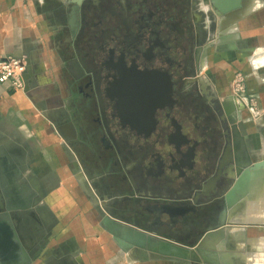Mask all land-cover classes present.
Returning a JSON list of instances; mask_svg holds the SVG:
<instances>
[{"label": "flooded vegetation", "instance_id": "1", "mask_svg": "<svg viewBox=\"0 0 264 264\" xmlns=\"http://www.w3.org/2000/svg\"><path fill=\"white\" fill-rule=\"evenodd\" d=\"M201 3L83 0L79 25H68L59 49L70 110L61 129L70 135L72 123L91 188L114 218L183 247L234 224L226 219L243 161L222 91L202 71ZM1 151L18 168L17 154ZM4 176L0 166V220L18 215L19 234L32 228L30 256L34 196L24 188L28 208H10Z\"/></svg>", "mask_w": 264, "mask_h": 264}, {"label": "crops", "instance_id": "2", "mask_svg": "<svg viewBox=\"0 0 264 264\" xmlns=\"http://www.w3.org/2000/svg\"><path fill=\"white\" fill-rule=\"evenodd\" d=\"M209 5L201 3L200 8L206 10ZM71 6V0H0V55L25 57L28 63L27 71L31 70L32 73L28 91L16 92L9 84H0V149L8 145L17 148L13 150V153L18 154L20 150L22 151L21 155L15 157L27 164L29 170L20 171L19 175L34 176L35 180L44 186L48 193L45 202L49 210L62 220L63 225L67 220L66 212L71 210V206L65 205L64 199H68L69 192L73 193V188L76 186V184L68 185L69 179L74 177L66 169L71 164H77L72 148V141L77 138L73 125L70 122L67 124L68 128H65L70 135L66 133V130L61 129L63 122L67 121L70 110L62 77L65 61L59 49L69 29ZM249 9L250 13L238 22L236 29H232V25L225 28L224 32L232 29L230 33L233 41L225 42L224 46H220L221 42L214 41L213 45L206 47L207 63L202 71L204 73L210 71L208 75L217 82L216 77L219 71L229 74V82L234 80L237 72L244 75L247 95L255 99L253 105L259 109L261 116V118L258 117L254 129L256 140H252L253 142L249 144L259 147V132L264 133V0L252 1ZM253 56L255 57L252 58ZM222 85L229 87V84L225 82ZM240 102L241 107H245V101L240 100ZM57 117L60 121L58 126ZM246 121H250V118ZM246 121L243 120L242 123L245 124ZM0 158L7 160L6 157ZM261 161H264V157L261 160L256 159L254 163ZM0 166L5 172L6 180H11L8 166L6 169L1 163ZM259 170L262 172L260 176ZM255 171V204L258 207L255 205V208H251L255 210V213L250 214L255 222H248L246 226L239 225L240 223L232 224L231 227H246L245 233L237 234L236 232H243V229H235L234 236L233 234L229 237L225 235L223 247L225 245L235 247L239 244L240 246L236 247L242 248H236V251L232 249V256H224L220 250L209 251L206 256L212 260L208 262L210 264H264V198H262L264 194H260L259 191V179H264V168H256ZM52 173L62 183L57 189L55 187L57 183L50 181L53 178ZM56 193L61 195L57 196ZM22 204L23 202L19 203L23 207ZM260 204L263 205L261 209ZM35 213L34 226L42 228L44 232L39 214ZM14 218L18 225L20 219L17 216ZM91 221L93 225H96L94 218ZM5 224L4 221L0 222V225ZM7 231L0 232V240L8 239ZM72 232L77 233L75 236L80 243L81 252L79 256H76L79 264H123L119 257L112 253L105 257L97 254L93 257L89 256L87 236L82 234L81 227H78L77 223L71 225V230L64 231L59 237L65 239ZM101 243L104 242L101 241ZM192 249L193 256L191 255L190 258L175 259L201 260L200 251L196 252L194 248ZM0 257L5 260L1 242ZM63 262L69 264L67 261Z\"/></svg>", "mask_w": 264, "mask_h": 264}, {"label": "rangeland", "instance_id": "3", "mask_svg": "<svg viewBox=\"0 0 264 264\" xmlns=\"http://www.w3.org/2000/svg\"><path fill=\"white\" fill-rule=\"evenodd\" d=\"M198 11L202 15L200 18V25L202 30V44L204 46V51L206 47L213 45L214 41L218 43L221 42L220 46H224L225 42L227 41H233L232 35L230 33L232 29L227 32H224L225 29L223 30V32L220 29V17L214 13L215 11L213 9V6L209 5V8L206 10L198 8ZM205 53L206 52H204L202 62L203 68L207 63ZM254 57L255 56H253L252 58ZM210 73L211 72L208 71V73L205 72L204 74H206L208 77H211L210 75H208ZM218 73L219 75H217L216 77L218 80V89L222 91L220 94L221 99L224 103L225 111L227 112L230 123L233 127L237 150L241 151L240 155L238 153V158L241 159L240 156H242L243 158V161H240L241 175L239 176L234 187V190H238L242 193H236L237 202L235 201V198L230 195V198L234 202V205L231 208V212L229 214L230 217H227L226 220L230 219V221H232L233 223H240V225L241 223H243L244 225L248 224V222H253V220H251L250 214L255 212V210L251 208H254L253 206H255V203L253 202H255L256 200V198H254L256 174L251 173L256 172V168H254V162L256 161V159L259 158V160H261L264 157V133L259 132V147H254L249 144L250 142L256 140V133L254 129L256 128V121L258 117L261 118V116L259 114V109L252 105L255 99L253 97H248L247 95L244 75L241 72H237L235 74L234 80L229 82L228 73H225L223 71H219ZM238 79H242L239 88L236 85L237 83H235ZM223 82L229 84V87H223ZM235 87L236 89H239V95L233 94ZM243 98H246L248 103H251L249 107L253 106V110L247 107V101ZM240 100L245 101V107H241ZM248 118H250V121H246V119ZM243 120L246 121L245 124L242 123ZM59 122V117H57V126L60 124ZM261 123H259V125H262ZM242 129L244 131H242ZM248 130H251V132H248ZM244 132H246V134H244ZM7 148L10 149V152H14V148H10L8 145ZM21 154L22 151L20 150V153H18L17 155L19 156ZM0 157L7 158L8 173L12 176L11 180L9 181H7L6 177L4 176L5 182L8 183L10 208L23 209L27 205L26 199H28V197L25 190L27 189L28 193L31 196H34V205L31 210L38 212L39 218L43 223L44 228L43 232L42 228L34 226L35 234L38 235V237L36 238L34 247L30 251L31 259L27 251L28 258L27 260H25L23 259L24 256L22 253H24V250L29 245L32 246V244H34V237L30 239L31 242L30 244H28L29 237L34 235L32 228L26 225L20 227V233L25 237L24 238L21 234H19V231L17 232L16 229H14L16 228L15 226L18 227L20 225V222L18 223V225H16L14 216H17L21 220L20 216L13 215L12 223H8L6 222V220H0V222L4 221L6 223L5 225H0V232L6 230H8L7 232H9L7 233L8 239L0 240L5 252V260L0 257V264H4V262L5 264H57L62 263L63 261H67L69 264H79L78 258H76V256H79V252H81V249L79 247L80 243L77 241L75 236L77 233L72 232L71 234H68L70 236L65 239H60L59 237L64 231H69V229L71 230V225L73 226L74 223H77L78 227H81L82 234L87 236L86 241L89 256L93 257L96 256L94 254H97L99 256L105 257L106 255L112 253L114 256H118L121 263L123 264H210L208 262L212 260L206 256L207 252L214 250L216 252V250H220V252L224 254V256H230V254H233L231 252L232 249L235 250L236 248H242L236 247L240 245H235V247H227L225 245L226 247H223V241L225 237H222V235H228L229 237L232 234L234 236V234L236 233L243 234L245 233L246 227L240 228L238 226H228V228L219 230L217 232H209L206 235L201 246L187 248L180 246L170 240L153 238L150 234L133 228L127 224H123L122 222L121 223L123 224V226L119 231H111L103 223L102 220L107 215L105 213H102L103 211L111 215L110 211L107 208V203L95 192V190L91 188L90 182L87 180V178H85L83 171H81L78 164H71L66 169V171L74 177L69 179L68 185L71 186L73 184H76V186L73 188V193L69 192L70 195H67L68 199H64L66 204L61 203L65 204L66 206H71V210H68L65 214V219L67 220L66 224L63 225L62 220H59L58 215L49 210V206L45 202L48 193L44 186L41 185L39 181L37 182L34 176L28 175L26 177L19 175L20 171L26 172V170H29L27 164L20 161L18 157L13 156V160L16 162V165L19 169L14 168L7 151L4 155H0ZM247 170H249L251 173H248L249 171L247 172ZM54 173H52L53 178L50 181H54V184L57 183L55 185L57 189V187L61 186L62 183L60 182V180H58ZM261 173L262 172L259 170V176ZM17 176L18 185L16 184ZM263 184L264 179H259V190H261ZM12 191H14V193ZM56 195L59 196L61 194L56 193ZM21 201L23 202V207L19 205V203H22ZM250 202H252L253 205ZM16 205L18 206L16 207ZM246 205L247 208L245 207ZM73 209L76 210L74 211ZM247 210H249L250 212ZM92 218L95 219L96 225L92 224ZM235 229H243V232L235 233ZM136 231L139 232V234L137 233L139 235V238L135 237ZM42 232L43 235L41 236ZM130 236L133 237L131 238ZM134 237L137 241L132 240L134 239ZM121 239L123 240V242ZM147 239H149V242H147ZM101 241H103L104 243H101ZM131 241H134L135 243L132 242V245ZM192 248H194L196 252L200 251L202 256V258H200L201 260L175 259L182 257L180 253L183 256H191L192 253L190 251H193ZM160 249H164L163 251L165 252L167 250V252L169 251V253H163V251ZM181 249H183V251L187 250V252H182ZM184 253L186 254L184 255Z\"/></svg>", "mask_w": 264, "mask_h": 264}, {"label": "water", "instance_id": "4", "mask_svg": "<svg viewBox=\"0 0 264 264\" xmlns=\"http://www.w3.org/2000/svg\"><path fill=\"white\" fill-rule=\"evenodd\" d=\"M82 1L83 0H71L72 6H71L70 12H69V18L70 19H69L68 24L70 26L71 31H73V32L76 31V29L79 25V19L78 18L81 15ZM204 1L206 2V4L210 1L212 6H213L214 11L221 18L220 23H222V24L227 23L229 26L233 25L232 29L237 28L238 22H240L241 19L246 15V10L249 8V5L251 3V0H204ZM229 23H231V24H229ZM229 26H227V27H229ZM31 77H32L31 70H28L26 72V74L24 75L25 90L26 91L29 90V83H30ZM0 153L5 154V151H1ZM10 158L12 160L11 156H10ZM254 167L255 168H262V167L264 168V161L256 163ZM248 171L249 170H247V172ZM248 173H251V172L249 171ZM251 174H256V172L255 173L252 172ZM236 191H238V190H233L230 195L234 196ZM238 192H240V191H238ZM240 193H242V192H240ZM27 208H28V206L24 207V209H27ZM9 210H13V209H9ZM102 213H105L109 217L114 218L113 216H111L109 213H106L105 211H103ZM114 219H116V218H114ZM116 220L125 224L123 221H121L119 219H116ZM234 224L238 225V223H236V222ZM241 225H243V223H241ZM246 225L247 224H244V226H246ZM133 228H136V227H133ZM136 229H138V228H136ZM152 237H154V236H152ZM185 248H187V246H185Z\"/></svg>", "mask_w": 264, "mask_h": 264}, {"label": "built area", "instance_id": "5", "mask_svg": "<svg viewBox=\"0 0 264 264\" xmlns=\"http://www.w3.org/2000/svg\"><path fill=\"white\" fill-rule=\"evenodd\" d=\"M27 69L28 63L25 57L0 55V84H9L11 89L16 92L24 91V75L26 74ZM241 81L242 79H238L235 82L237 83L236 85L238 88L240 86ZM238 88L236 89L235 87L233 94H238ZM243 99L247 100L246 98ZM247 107L253 110V106L249 107V103Z\"/></svg>", "mask_w": 264, "mask_h": 264}, {"label": "bare ground", "instance_id": "6", "mask_svg": "<svg viewBox=\"0 0 264 264\" xmlns=\"http://www.w3.org/2000/svg\"><path fill=\"white\" fill-rule=\"evenodd\" d=\"M252 1H254V0H251V3H252ZM250 3V4H251ZM250 9L248 8L247 10H246V14H248V13H250ZM231 24V23H230ZM228 26V24L227 23H220V29L222 30V32H223V30L226 28ZM233 26V25H232ZM7 160H3V159H1L0 158V163H1V165L6 169L7 168V166H8V164H7V162H6ZM256 164V163H255ZM255 164H254V166H255ZM255 168V167H254ZM8 181V180H7ZM263 187L261 188V190H259V191H261L260 192V194H264V184L262 185ZM238 187V186H237ZM14 190V189H13ZM259 191H258V195H260L259 194ZM12 192H14V191H12ZM257 195V194H256ZM258 197V196H257ZM264 197V196H263ZM262 197V198H263ZM255 198V197H254ZM253 200V199H252ZM251 200V201H252ZM258 201H260V200H258ZM261 201H263L262 199H261ZM250 203H252V202H250ZM253 203H255V202H253ZM253 203H252V205H253ZM257 203V202H256ZM259 203V202H258ZM260 203H263V202H260ZM254 205H256V204H254ZM257 206V205H256ZM260 207V209H261V207L263 206L262 204H260L259 205ZM246 208H247V205L245 206ZM249 207V206H248ZM254 208H255V206H253ZM258 207V206H257ZM259 208H258V210H259ZM247 211H249V210H247ZM262 211V210H261ZM250 212V211H249ZM255 213V212H254ZM244 214V213H243ZM252 215H254L253 213H251ZM263 214V213H262ZM251 215V216H252ZM255 217H257V215H255ZM262 217V216H261ZM258 218V217H257ZM259 219V218H258ZM103 220V223L111 230V231H113V232H116V231H119L120 229H121V227L123 226V224L121 223V222H119V221H116V220H114L113 218H111V217H109L108 215H106V217L104 218V219H102ZM242 220V219H241ZM251 220H253V219H251ZM244 221V220H243ZM254 223V222H253ZM107 228V229H108ZM125 228V227H124ZM126 229V228H125ZM122 230H123V228H122ZM129 232V231H128ZM139 232L138 231H136V236L135 237H137V238H139ZM225 237V235H222V237ZM131 237V236H130ZM133 237V236H132ZM131 237V238H132ZM135 237H134V239H132V240H135ZM147 237V236H146ZM122 238V237H121ZM125 238H127V237H125ZM122 240V239H121ZM135 241H137V240H135ZM122 242H123V240H122ZM135 243L134 241H131V243ZM147 242H149V239H147ZM129 243H130V240H129ZM133 243H132V245H133ZM154 243V242H153ZM126 244V243H125ZM146 244V243H145ZM137 245V244H136ZM170 245V244H169ZM239 245V244H238ZM155 246V245H154ZM158 246V245H157ZM159 247V246H158ZM153 248V247H152ZM164 248V247H163ZM30 249V245L24 250V253H23V256H24V259L25 260H27V258H28V255H27V251ZM152 250V249H151ZM155 250V249H154ZM160 250H162V249H160ZM164 250V249H163ZM162 250V251H163ZM166 250V249H165ZM189 250H191V249H189ZM157 251H159V250H157ZM161 251V252H162ZM181 251L182 252H184L183 251V249H181ZM165 251H163V253H164ZM166 252H167V250H166ZM165 252V253H166ZM185 252H187V250L185 251ZM190 252H192V251H190ZM195 252V251H194ZM169 253V251L167 252V254ZM166 254V255H167ZM186 253H184V255H185ZM180 255L182 256V257H188V258H190V256H183L181 253H180ZM191 255V254H190ZM195 255V254H194ZM231 255V254H230ZM180 256V257H181ZM193 256V255H192ZM229 256V255H228ZM232 256V255H231ZM184 260V259H183ZM215 261V260H214ZM62 264H66L65 262H63Z\"/></svg>", "mask_w": 264, "mask_h": 264}]
</instances>
